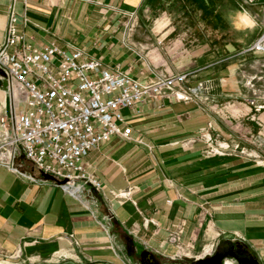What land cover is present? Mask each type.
<instances>
[{"label":"crops","instance_id":"obj_1","mask_svg":"<svg viewBox=\"0 0 264 264\" xmlns=\"http://www.w3.org/2000/svg\"><path fill=\"white\" fill-rule=\"evenodd\" d=\"M184 2L204 12H189L181 27L183 12L165 5ZM257 2L244 25L236 2L229 13L211 0H0V45L13 6L18 31L39 49H81L142 83L188 70L191 86L212 81L211 103L222 109L215 115L210 104L202 110L163 97L121 110L132 140L113 137L83 160L97 191L88 186L71 194L0 166V264H136L143 251L161 264H190L236 242L247 247L238 256L264 264V156L258 163L203 157L201 144H179L207 126L224 140H240L245 119L264 120V54L246 50L264 28V0ZM229 33L241 37L233 46ZM170 36L188 40L181 58L164 67L153 53ZM244 78L262 88L257 113L247 104L255 95ZM12 111L11 95L0 87V115ZM25 170L40 178L27 163ZM171 235L178 245L168 241Z\"/></svg>","mask_w":264,"mask_h":264},{"label":"built area","instance_id":"obj_2","mask_svg":"<svg viewBox=\"0 0 264 264\" xmlns=\"http://www.w3.org/2000/svg\"><path fill=\"white\" fill-rule=\"evenodd\" d=\"M243 1L251 5L258 0ZM17 17L11 6L0 45V80L7 83L13 106L9 115H0V166L29 180L39 179L24 163L66 180L61 187L71 194L82 192L83 184L99 190L83 160L113 137L132 140L121 110L163 97L189 100L202 90L201 85L184 87L188 73L142 83L81 49L66 52L53 44L39 49L18 31ZM248 50L264 54V30Z\"/></svg>","mask_w":264,"mask_h":264},{"label":"rangeland","instance_id":"obj_3","mask_svg":"<svg viewBox=\"0 0 264 264\" xmlns=\"http://www.w3.org/2000/svg\"><path fill=\"white\" fill-rule=\"evenodd\" d=\"M211 1H212V5L214 6V9L221 6L222 10H227L229 13L233 11L232 2L234 3L236 2L238 4V7L242 6L245 16H241L240 19H241V23L244 25L251 24V21L248 18L249 16L247 15V13H249V10H250L249 8L253 6L254 4L259 3L257 2L254 4L248 5L243 0H211ZM165 7L169 8V10H171L172 7L174 8V10H176V8L177 9L179 8L180 10L178 9V12H183L182 17L184 18V20H180L178 24L181 27H186L187 24L189 23V20H188L189 12L194 15L195 13L202 14L204 12L202 5L191 4L187 2H184L183 4L175 3L174 5L172 4L165 5ZM261 8H262L261 12L264 13V2L261 4ZM257 13L258 12H255L254 14H257ZM263 30L264 28L262 29V32ZM261 33L253 41L252 44L255 43V41L259 38ZM240 38H241L240 34H233V33L230 34L229 33L228 40H229V43L233 46L234 45L233 40L235 39L239 40ZM187 40H188V36L166 37V39H164L162 43H159L160 45H158V51L156 53H153V55H158L163 58V60L166 62V66L164 67H167V65L171 66L173 62H177V59L181 58V54L183 53V47L186 48L185 44L187 43ZM181 43L184 46H182ZM174 44H178V45L175 46ZM246 44L247 43H245V46ZM252 44L249 45L246 50L251 51V52H256L253 50H248L249 47L252 46ZM232 46L229 48H232ZM228 53H232V52L229 51ZM187 72H189L188 73L189 75L187 77L184 87L194 88V87H198V85H201L202 90L198 93V95L191 97V99L189 100L179 99L175 101L181 102V103H193L202 110L205 109L204 108L205 104L207 105V108L209 109L208 104H210V107L212 108L211 110L214 112L213 114L219 115L218 114L219 111L222 110L221 106L215 102L211 103L210 96H209L210 92L214 88L212 81L210 80L199 81L198 83H196V85L191 86L189 81H190V77L192 76V73H190V71L188 70H186L184 73H187ZM168 75H173V74H169L165 72V73L158 74L157 77L158 76H168ZM244 86L247 90H249L252 93V95H255L254 98L247 99L248 106L251 107L255 113H257L258 111H261L263 106L258 105L256 103L257 102L256 99L258 96L256 94H257V91L262 90V88L258 87V85L252 83L251 80L247 78H244ZM253 91H256V93L254 94ZM252 115H250L248 119L244 120V123H243L244 128L241 134H238L240 140H224L223 138H221V135L218 131H213L211 127L207 126L208 128L198 131L191 138L190 141H184V142L181 141L179 144L182 148H187L195 144H201L202 145L201 154L203 157H214V156H219V157H225V156L230 157L231 156L232 157L233 156V157H242L244 159L258 163L262 160L261 157L264 156L263 154L264 153V120L259 119L257 117H252ZM250 124L256 125V127H258L259 130L253 133L250 128ZM207 138L209 139V141ZM20 161H22V159ZM27 165L29 166V164ZM23 166L25 167V163ZM88 186H91V185H88V184L81 185L82 190ZM91 189H92V186H91ZM95 191L97 190L95 189ZM173 239H175V236L171 235L169 236L168 241L170 243H174L175 245H178L176 241L175 242L172 241ZM177 260L178 259L171 260V261L174 262ZM224 263L225 264H237L235 260L231 258H226ZM136 264H139V263H136Z\"/></svg>","mask_w":264,"mask_h":264},{"label":"water","instance_id":"obj_4","mask_svg":"<svg viewBox=\"0 0 264 264\" xmlns=\"http://www.w3.org/2000/svg\"><path fill=\"white\" fill-rule=\"evenodd\" d=\"M0 76L4 77V73L2 71H0ZM0 87L6 89L7 83L5 81L0 80ZM38 174L40 176L39 180L52 181L58 186H61L67 182L66 180H58L51 175H47L43 173H38ZM231 249L233 251L230 253L229 252L221 253L217 251L215 254H213L210 257H206L197 261H192V262L190 261V264H224L226 258H231L235 260L237 264H258L257 261L246 256L245 254L243 255V257L237 255L241 250L246 252L247 247L245 245L236 242ZM157 263H159V261L156 260L150 252L143 251L140 253L139 264H157Z\"/></svg>","mask_w":264,"mask_h":264},{"label":"flooded vegetation","instance_id":"obj_5","mask_svg":"<svg viewBox=\"0 0 264 264\" xmlns=\"http://www.w3.org/2000/svg\"><path fill=\"white\" fill-rule=\"evenodd\" d=\"M233 250H226V251H224V253H230V252H232ZM157 264H161L160 262L159 263H157Z\"/></svg>","mask_w":264,"mask_h":264}]
</instances>
